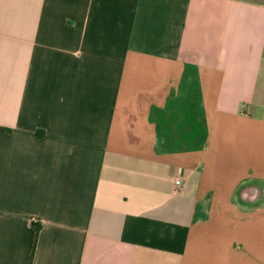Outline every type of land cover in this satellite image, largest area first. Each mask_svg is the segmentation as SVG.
Masks as SVG:
<instances>
[{
  "label": "crops",
  "instance_id": "crops-1",
  "mask_svg": "<svg viewBox=\"0 0 264 264\" xmlns=\"http://www.w3.org/2000/svg\"><path fill=\"white\" fill-rule=\"evenodd\" d=\"M15 57L0 264H264V0H0Z\"/></svg>",
  "mask_w": 264,
  "mask_h": 264
},
{
  "label": "rangeland",
  "instance_id": "rangeland-1",
  "mask_svg": "<svg viewBox=\"0 0 264 264\" xmlns=\"http://www.w3.org/2000/svg\"><path fill=\"white\" fill-rule=\"evenodd\" d=\"M2 56L5 57L4 54ZM15 59L18 61V64L14 63V61H12L10 58L8 63H6L5 66L3 65L4 67H0V101H2L1 103H3V95L5 91V83H3V81L8 79L10 76H15L16 74L19 75L20 73L19 59H17L16 57Z\"/></svg>",
  "mask_w": 264,
  "mask_h": 264
},
{
  "label": "built area",
  "instance_id": "built-area-1",
  "mask_svg": "<svg viewBox=\"0 0 264 264\" xmlns=\"http://www.w3.org/2000/svg\"><path fill=\"white\" fill-rule=\"evenodd\" d=\"M175 184H176L178 189H181L183 187V179L180 177L177 178Z\"/></svg>",
  "mask_w": 264,
  "mask_h": 264
}]
</instances>
